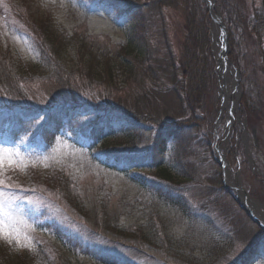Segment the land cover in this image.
I'll return each mask as SVG.
<instances>
[{
    "label": "rangeland",
    "instance_id": "rangeland-1",
    "mask_svg": "<svg viewBox=\"0 0 264 264\" xmlns=\"http://www.w3.org/2000/svg\"><path fill=\"white\" fill-rule=\"evenodd\" d=\"M209 1L211 13L219 15L226 31L223 62L234 73L230 77L235 83L233 87L226 82L230 100L236 102L231 113L222 109L217 68L222 59L206 0H0V105L16 101L40 107L72 96L103 109L110 103L132 105L138 90L154 88L156 77L166 78L165 66L170 63L166 44L175 60L183 57L186 45L199 49L206 44L216 78L215 98L202 108L211 124L187 116L185 123L197 125L186 131V138L158 139L150 133L155 127L148 121L142 137L135 139L136 147L127 140L125 145L134 149L122 151L153 153L158 145L162 162L177 165L174 170L185 176L177 177L173 185L182 210L158 187H151L159 175L155 165H135L139 169L132 173L129 170L136 167L122 171L115 168H120L116 161L94 159L98 152L85 146L95 117L65 123L45 147L40 138L47 119L39 115L18 123L6 113L0 122V249L22 255L42 246L47 253L43 264H97L80 253L85 252L80 246L87 244L136 264H238L246 250L264 242V229L250 221L238 195L240 186L260 205L257 215L264 217V23L254 19L262 0ZM133 22L144 32L135 74L150 69L149 74L127 79L114 56L100 59L108 65L103 63L105 73L98 79L97 72L102 71L98 65L92 71L96 78L81 70L85 53H78L75 42L85 47L83 51L113 52L126 40ZM47 23L70 40L58 60L39 48L40 28ZM167 105L163 99L154 108L164 107L162 114ZM13 127L19 131L14 140ZM234 179L239 186L229 183ZM107 217L121 229H141L149 235L147 242L108 231ZM205 222L209 231L199 226ZM52 224L76 253L60 247ZM76 237L81 245L74 242ZM242 264H264V247Z\"/></svg>",
    "mask_w": 264,
    "mask_h": 264
},
{
    "label": "trees",
    "instance_id": "trees-1",
    "mask_svg": "<svg viewBox=\"0 0 264 264\" xmlns=\"http://www.w3.org/2000/svg\"><path fill=\"white\" fill-rule=\"evenodd\" d=\"M197 6L200 5L197 3ZM261 10L255 12L254 19H258L257 21L261 20V22L264 23V0H262ZM191 16L194 15L191 13ZM142 27L143 26H137L135 22H133V24L127 28L129 32L127 33L126 40L116 46L113 52L107 54L100 49L96 53L92 52V48L83 51L85 47L81 46L80 43L75 42V49H77V47L79 49L78 53L80 55L85 53V55H83L85 58L83 62H81V70H83L84 73L86 72L87 75L95 77L92 71L95 68L100 67L102 71H98L97 74L99 76L97 78L95 77L98 79L101 77V73H105L102 66L103 63L108 65L107 61L101 62L100 59L106 58V56H114L115 58H118V62H120L118 67L123 74L127 75V79L135 75L138 77L139 74L142 76L149 74L150 69H145V74L140 72L135 74L137 65H140V63H136V60L137 58H142V56H140V53L142 52L140 45L144 38ZM40 32L42 34V42H40L39 46L40 51L41 53L46 52V54H49L53 60H58L62 53H64L62 50L70 47V40L67 39V37L65 38L64 35L61 36V34H56L48 23L41 26ZM199 35L201 36V34ZM185 44H187V42ZM168 45L169 44H166L165 47L170 53L169 54L167 51V58L170 60V63L165 66L168 72L165 77L169 79H166L165 77V79L159 77L153 79L155 87L147 91L144 90V88H142L141 91L138 90L136 95H134L133 100L135 101L132 105L123 102L116 104L110 103L104 105L106 109H103L104 107L95 104H89L84 101H75L73 100L75 99L74 96L71 97L73 98L72 100L57 103L52 102L40 107L12 101L0 105V122L3 120L6 113L7 115H14L15 121L18 123H27L32 117H38L41 115L42 119L47 120L44 128L45 131L40 138V142L43 146L48 147L58 135L61 125L72 121L76 117H95V121L88 126L89 129L87 130V134L89 133L90 136L88 137L87 146H85V148L90 151L98 152V155L95 156L94 159L97 161L101 157L107 161H116L120 168L117 166L115 168L122 171H126V169H129L130 167H136L135 165H143L146 163H151L152 167L155 165L159 175L155 177V180L151 181V187H158V190H162L164 192L163 194L167 195H165L167 199L171 200L182 210L184 209L182 200L180 198L177 199L178 195L173 192L174 180H176L177 177H185L182 176L181 173L179 174L177 170H174L177 165H173L172 167L166 166L165 163L162 162V153L158 151V145L156 144L153 146V153L151 152V149H146L141 153L130 151L134 149L133 147H136L135 139L142 137V133L147 127H149L146 125V123L148 124V121H152L155 127L151 129L150 133L156 136V138L158 137V139H177L178 136L186 138V131L197 125L194 122L191 124L185 123V118L187 116L189 118H197L203 125L211 124L210 117L207 118L202 110L205 101H210L209 99L213 97L215 98L213 90L215 88L216 78L208 47H206V44L204 43L199 49H195L194 46V48H192L191 46L188 47L186 45L183 57L175 60V56L171 53ZM200 52H202L201 57H199ZM93 60L95 62H93ZM87 70H89L88 73ZM166 80L169 82L167 86L163 84ZM163 99H167L169 105L166 106L168 107V110L161 114L160 111L164 107L161 106V108L155 109L154 105ZM171 101L172 104L170 105ZM171 106L174 109L171 110ZM158 113L165 116L162 118ZM153 119L157 120L155 121ZM114 123L117 126H113ZM10 131L15 134L13 140L19 136V131L16 127H13ZM112 138L119 139L123 142L121 144H112V141L109 140ZM127 140H131L128 142H131L134 146H126L125 142L127 144ZM125 149L130 150L129 152H122ZM137 169L139 168L136 167L129 171L133 173ZM143 181L145 182L146 180L143 179ZM217 181L218 180L216 179L213 182L216 183ZM146 183L149 184L148 181ZM205 221L210 223L208 220ZM207 222H205L204 225L201 224L199 226L205 227L207 226ZM105 224L108 227V231L115 229L114 233L119 237L140 239L144 242H147L148 240L147 237H149V235L147 236L139 228L121 229L120 227L115 226L108 217ZM209 228L210 226L205 227V230L209 231ZM53 229L56 234V241L59 242L60 247H68L67 250L70 251V254L76 253V250H74L75 247L73 249L70 243L66 244V242H64L66 238L60 235L56 224L53 225ZM206 233L211 237L210 233ZM102 236L105 240H108L107 236ZM79 239V237H76L74 242L80 244ZM119 240L120 239L117 240L118 243H121ZM79 244L76 245L79 246ZM80 247L85 251L80 253L97 264H136L130 260L122 258L118 254L97 250L95 247L89 246V244L85 246L81 245ZM262 247H264V242L262 240L256 242L252 248L248 249V251L246 250L242 254L238 264H242L246 259L253 257L255 252ZM36 249L37 250L35 251H28L25 254L17 255L8 248H2L0 249V264L46 263L47 259H45V257H47V253H44L42 246H38ZM65 264H69V262L67 261Z\"/></svg>",
    "mask_w": 264,
    "mask_h": 264
},
{
    "label": "bare ground",
    "instance_id": "bare-ground-1",
    "mask_svg": "<svg viewBox=\"0 0 264 264\" xmlns=\"http://www.w3.org/2000/svg\"><path fill=\"white\" fill-rule=\"evenodd\" d=\"M214 6V5H213ZM211 17H212V34H213V39L214 42L218 45V51L221 57V63L218 67V71H219V75L221 78V86H220V94L222 97V109H226L227 111H229V113L232 112V110L235 108V101H231V95L228 91V88L226 86V82L230 83L231 86H235L234 80L231 79L230 75L234 73L233 72H229L228 69V65L226 63V61L223 62V51L225 50L223 48V45H226V43L224 42L222 36H221V27H220V18L219 15L214 14L213 12L211 13ZM217 26L220 28V31L218 33V28ZM226 32V31H225ZM231 73V74H230ZM225 173L227 174V176L229 175V173L227 171H225ZM235 180V179H234ZM230 184L232 183V185H238L239 186V181L235 180V182L231 181L229 182ZM238 195L240 197V199H242L245 204L247 205V208L250 212H252L253 214H255L256 216H258L257 214L261 213L258 211L259 208V204L254 202V201H250V199L248 197H243V191L238 190ZM259 217V216H258ZM261 218L264 220V217L261 216Z\"/></svg>",
    "mask_w": 264,
    "mask_h": 264
},
{
    "label": "water",
    "instance_id": "water-1",
    "mask_svg": "<svg viewBox=\"0 0 264 264\" xmlns=\"http://www.w3.org/2000/svg\"><path fill=\"white\" fill-rule=\"evenodd\" d=\"M206 4H207V7H208V11L211 13V2L209 0H206ZM221 27V36L222 38L224 39V42L226 43V32L224 30V28L220 25ZM223 48L226 49L227 48V43L226 45H223ZM223 57L225 58V54H223ZM219 67V66H218ZM217 67V68H218ZM218 163L221 167V169H224V165L221 161L218 160ZM239 190L242 191V189L240 188V186L238 187ZM243 197H247L246 194L243 192ZM243 201V200H242ZM244 202V201H243ZM245 203V202H244ZM240 205V204H239ZM241 206V205H240ZM246 208H247V205L245 204ZM241 208L245 211V213L247 214V216L249 217V219L255 223H257L260 227L264 228L262 223L257 219V217L247 209H245L243 206H241Z\"/></svg>",
    "mask_w": 264,
    "mask_h": 264
}]
</instances>
